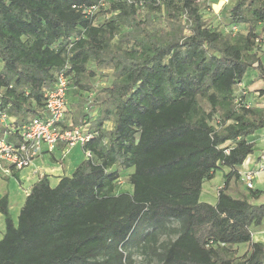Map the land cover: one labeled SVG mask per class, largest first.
I'll return each mask as SVG.
<instances>
[{
	"label": "trees",
	"instance_id": "1",
	"mask_svg": "<svg viewBox=\"0 0 264 264\" xmlns=\"http://www.w3.org/2000/svg\"><path fill=\"white\" fill-rule=\"evenodd\" d=\"M101 1L0 0V115L11 126L0 135L22 142L67 64L62 126L89 119L95 132L84 147L93 157L55 186L42 176L17 222L0 198V264H264V243L252 238L264 220V204L250 201L260 191L228 192L264 127V107L237 92L251 68L264 79V0L224 6L235 32L213 26L216 0H107L84 12ZM97 69L112 70L110 85L95 88ZM225 167L217 203L201 201ZM128 171L132 190L120 191ZM239 244L249 247L242 255Z\"/></svg>",
	"mask_w": 264,
	"mask_h": 264
},
{
	"label": "crops",
	"instance_id": "2",
	"mask_svg": "<svg viewBox=\"0 0 264 264\" xmlns=\"http://www.w3.org/2000/svg\"><path fill=\"white\" fill-rule=\"evenodd\" d=\"M261 62L264 65V53L261 54ZM243 87L246 90L245 101L250 103L251 106L264 107V79L258 77V71L255 68H251L243 79ZM93 94V92H86ZM73 102L77 101L76 97H73ZM71 102V100H70ZM68 112H71V108L68 102ZM96 109V108H95ZM98 110L96 109L91 117L97 116ZM253 140L255 146L253 152L247 157L244 163L238 168V171H253L255 173L252 190H259L260 196L250 201L255 204H264V170L259 171V166L262 162L261 156L264 154V127L259 129L254 135ZM77 147V146H76ZM72 148L66 156H63V145L59 144L54 152H44L42 155L36 157L32 164L22 170H15L9 168L5 164H0V179L9 180L15 178L18 182V187L14 189L12 195L11 190H5L4 195H8L9 207L17 206V219L27 195L29 194L32 186L44 175H48L50 183L55 186L60 178L65 175H71L77 166L84 160V154L82 148L80 151ZM69 162H65L66 157H70ZM230 172L229 168H220L215 172L213 178L206 180L203 183L202 193L200 200L210 204H216L218 201L219 189L224 185L226 175ZM250 189L243 183L241 177L240 180L232 179L228 192L234 197H240L242 195H248ZM0 197V198H1ZM16 202V203H13ZM13 217V216H12ZM14 219V218H13ZM15 220V219H14ZM17 222V220H15ZM5 234V218L0 212V239ZM253 241H259L264 243V220L259 226L252 228ZM244 248L241 251V249ZM248 244H239L235 246L238 249V253L241 255L248 250Z\"/></svg>",
	"mask_w": 264,
	"mask_h": 264
},
{
	"label": "built area",
	"instance_id": "3",
	"mask_svg": "<svg viewBox=\"0 0 264 264\" xmlns=\"http://www.w3.org/2000/svg\"><path fill=\"white\" fill-rule=\"evenodd\" d=\"M222 1L225 3L228 0ZM107 3V0H102L98 5L86 8L84 12L89 15L96 14L100 7H105ZM69 69L70 64H67L57 71L53 88L45 91V105L41 114L20 128L22 138L20 144L10 142L5 135H0V164H5L15 170H22L30 166L33 160L42 153L54 152L59 144L63 145V156H66L72 148L80 146L84 158L93 157L91 151L84 150L85 145L95 135L91 129V121L84 119L82 123L72 128L62 126L67 109L68 92L71 88ZM238 87L239 92L246 94L242 83H239ZM9 122L10 119L6 114L0 115V124L11 127ZM261 158L259 171L264 170V154ZM255 173L253 171H241L240 173L248 189L253 188Z\"/></svg>",
	"mask_w": 264,
	"mask_h": 264
},
{
	"label": "rangeland",
	"instance_id": "4",
	"mask_svg": "<svg viewBox=\"0 0 264 264\" xmlns=\"http://www.w3.org/2000/svg\"><path fill=\"white\" fill-rule=\"evenodd\" d=\"M207 1L211 2L213 0H211V1L207 0ZM216 2L212 6L213 12L208 15L211 22L213 23V26H217L220 29L224 30L225 32H228V31H234L235 32V31L240 30L239 29L240 27L239 28L236 26L232 27L231 25H229L227 19L222 17V14H221L224 6L225 5H231L234 2V0H228L225 3L222 0H216ZM140 13L143 15L145 13V10L141 11ZM101 19H102V17H99L98 20L100 21ZM92 81H93L96 89H101L102 87H106V86L110 85L113 81L112 70H110V69H97V74L95 75V77H93ZM89 92H92V91H89ZM237 92H239V90H237ZM84 95L88 98V101L86 103L87 110H90L89 113L92 114L97 109V107L92 105V103L94 101L95 93L93 92V94H90V93L88 94L85 92ZM72 100H73V98L71 99V101ZM107 126L111 127L112 123L109 122L107 124ZM77 149L80 151V148H78V146L75 148V150H77ZM65 159H66L65 162H69L71 159V156L66 157ZM129 172L130 171L123 173L122 176L118 180V182H119L118 185H119L120 191H131L132 190V186L128 180V173ZM17 187H18V182L16 181L15 178H11L9 180V182H7V180L0 179V197L3 195V192L5 190H8V189L11 190V195H12L14 189H16ZM13 203H16V202H13ZM17 210L18 209H17L16 204H15V206L10 207V212H11V214L15 220H17ZM174 237L175 236H173L172 238H174ZM243 249L244 248H242L240 252H242ZM235 250L237 252V255H241L240 253H238V249H235Z\"/></svg>",
	"mask_w": 264,
	"mask_h": 264
}]
</instances>
